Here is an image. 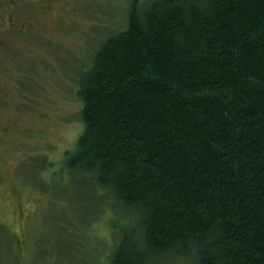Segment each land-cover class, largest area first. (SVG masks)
I'll list each match as a JSON object with an SVG mask.
<instances>
[{
    "label": "trees",
    "instance_id": "1",
    "mask_svg": "<svg viewBox=\"0 0 264 264\" xmlns=\"http://www.w3.org/2000/svg\"><path fill=\"white\" fill-rule=\"evenodd\" d=\"M78 85L66 166L126 213L110 264H264V0H130Z\"/></svg>",
    "mask_w": 264,
    "mask_h": 264
},
{
    "label": "rangeland",
    "instance_id": "2",
    "mask_svg": "<svg viewBox=\"0 0 264 264\" xmlns=\"http://www.w3.org/2000/svg\"><path fill=\"white\" fill-rule=\"evenodd\" d=\"M129 7L130 0H56L46 13L32 5L19 13L38 35L12 33L7 45L4 35L0 264H110L126 213L103 210L101 194L92 198L66 159L84 129L79 75L101 43L126 27Z\"/></svg>",
    "mask_w": 264,
    "mask_h": 264
},
{
    "label": "flooded vegetation",
    "instance_id": "3",
    "mask_svg": "<svg viewBox=\"0 0 264 264\" xmlns=\"http://www.w3.org/2000/svg\"><path fill=\"white\" fill-rule=\"evenodd\" d=\"M55 2L56 0H0V47L5 45L3 37L6 33L9 35L5 41L6 45L12 33L38 35L33 21H23L20 15L23 9L36 5V7L41 6L42 9H46L47 13Z\"/></svg>",
    "mask_w": 264,
    "mask_h": 264
}]
</instances>
